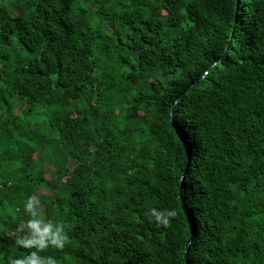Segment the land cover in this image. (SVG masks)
I'll return each instance as SVG.
<instances>
[{
  "label": "trees",
  "instance_id": "1",
  "mask_svg": "<svg viewBox=\"0 0 264 264\" xmlns=\"http://www.w3.org/2000/svg\"><path fill=\"white\" fill-rule=\"evenodd\" d=\"M32 253L264 264V0H0V264Z\"/></svg>",
  "mask_w": 264,
  "mask_h": 264
},
{
  "label": "clouds",
  "instance_id": "2",
  "mask_svg": "<svg viewBox=\"0 0 264 264\" xmlns=\"http://www.w3.org/2000/svg\"><path fill=\"white\" fill-rule=\"evenodd\" d=\"M36 203L35 200H33L32 198H29V202L26 204V208L30 211L33 210V206ZM156 219L161 221L164 224H167L168 222V216H174L176 213L175 211H170L167 213V216L162 215L159 212H154ZM39 222L38 221H30V226H36L38 227ZM51 225L48 226L47 229H45V231L50 230L51 229ZM62 229L60 226L56 227V235L59 237V234L61 233ZM36 242L35 238H28V239H21L19 241V243L23 244L26 247L32 246L34 243ZM41 246H45V245H41ZM57 246H62V239L59 240V242L57 243ZM14 264H43V261L36 256L35 253H32L29 257H26L23 260H19V261H15ZM47 264H55V260L52 259L51 257L48 258L47 260Z\"/></svg>",
  "mask_w": 264,
  "mask_h": 264
}]
</instances>
